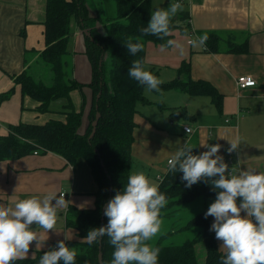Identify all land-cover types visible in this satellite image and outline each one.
<instances>
[{
    "label": "crops",
    "instance_id": "obj_1",
    "mask_svg": "<svg viewBox=\"0 0 264 264\" xmlns=\"http://www.w3.org/2000/svg\"><path fill=\"white\" fill-rule=\"evenodd\" d=\"M170 3L177 2L152 0V12L157 8L167 9ZM180 4L183 5V11L171 19H175V24L179 25L182 24L180 13L187 14L184 28L176 29L184 32L189 46L185 44L182 47L178 39L182 48L179 47V58L174 63L176 67L172 68L175 72L167 77L159 73L157 78L163 82L177 78L182 61L190 60L192 77L211 82L223 94V106L219 109L208 96L190 95L182 91L179 93L183 94H179L175 92L177 89L163 91L164 96L170 98L169 105L162 102L166 106L164 109H179L178 115L183 114L187 121L179 132L172 131V135L167 136L165 144L157 138V131L142 133L138 124L134 133L132 157L135 155L141 159V171L146 176L153 171L155 180H158L159 175L169 170L167 161L170 156L185 143L193 146L198 154L207 150L200 144L218 143L221 145L218 154L223 156L229 170L239 171L250 167L264 171V0H181ZM45 18L46 0H0V94L15 87L11 96L0 103V135L8 134L10 124H44L51 119H66L62 111L63 99L55 101L51 111L39 112V101L23 94L20 84L16 85L14 81L26 68L36 70L39 53L45 48ZM23 29L25 34H22ZM209 31H215L221 36L218 46L220 51H210L206 43L192 47L190 41ZM246 41V51H228L230 45L241 47ZM171 47L149 43V67L165 65L161 63L166 51L164 49ZM68 48L73 76L82 83H89L92 79V64L86 54L85 33L75 19ZM167 66L170 68V65ZM244 74L252 75L257 84L240 89L237 80ZM71 98L78 111L83 101H87V120L86 110L91 99V89L88 86L75 89L71 92ZM152 124L158 130L164 129L165 125L162 119ZM185 126H189L191 131L187 132ZM226 138H239L241 142L234 163H230L228 158L227 148L230 145ZM97 190L98 184L84 159L72 164L63 156L49 151L0 161V205L12 206L18 199L43 197L49 192L66 194V207L57 211L55 230L47 233L35 224L31 226L39 234V243L33 241L24 258H34L38 251L54 248L59 240L66 243L76 239L77 229L66 225L68 207L93 208L96 205ZM240 200L237 198L238 204ZM221 244L222 241L218 240L219 248Z\"/></svg>",
    "mask_w": 264,
    "mask_h": 264
},
{
    "label": "trees",
    "instance_id": "obj_2",
    "mask_svg": "<svg viewBox=\"0 0 264 264\" xmlns=\"http://www.w3.org/2000/svg\"><path fill=\"white\" fill-rule=\"evenodd\" d=\"M95 7L94 10L90 7L89 0H46V18L43 22L45 48L36 61L45 66L46 72L37 73V69L32 71L28 67L14 81L16 85L20 84L23 94L39 101V112L51 111L52 104L63 99L62 111L66 119H51L44 124H10L8 134L0 135V161L20 158L37 150L42 153L55 152L72 164L79 159L89 164L98 184L96 205L84 209L69 205L65 215L66 225L78 231L76 239L66 242L70 249L77 252L75 264H101L100 252L103 264H110L112 259L114 247L108 237L92 245L84 237L89 229L107 224L108 218L103 214V208L117 191L123 189L132 171V145L138 126L136 115L140 111L139 106L150 101L145 96L146 87L128 74L132 61L141 60L146 68L147 45L152 42L167 46V41L173 40V29L184 28L187 19L184 12L179 15L182 24L177 25L176 20L171 19L170 34L160 39L155 35H143L140 31L147 26L152 14V0H100ZM74 19L85 33L86 54L92 64V79L89 83H82L73 76L68 47ZM22 34H25V29ZM205 34L209 50L220 51L218 46L221 36L215 31ZM129 39L133 42L139 39L143 43V50L135 56L124 45ZM246 50L247 41L241 47L235 44L228 47V51ZM178 70V77L163 82L156 92L177 89L190 95L208 96L219 109L222 108L223 94L211 82L192 77L190 60H183ZM149 71L156 77L159 74L157 68H150ZM86 86L91 89L87 120V101H83L78 111L71 98L73 90ZM14 90L15 87H12L0 94V103L8 99ZM158 106L166 108L162 102ZM84 124L85 130L82 132ZM193 153L198 154L195 149ZM182 175V172L168 170L159 182V191L168 201L160 209L159 217L170 214L168 209L193 203L200 197L216 199L217 190L210 184L201 180L188 188L186 181L181 179ZM208 207L206 204L205 210L180 228V231L196 229L193 238L182 243H165L167 233L155 245H151L159 249L158 264H199L196 243L200 240L204 241L207 252L204 264H221L220 258L224 253L219 248L215 232L210 231L213 217L205 218L204 215ZM44 252L38 251L34 258L17 259L12 264H39Z\"/></svg>",
    "mask_w": 264,
    "mask_h": 264
},
{
    "label": "clouds",
    "instance_id": "obj_3",
    "mask_svg": "<svg viewBox=\"0 0 264 264\" xmlns=\"http://www.w3.org/2000/svg\"><path fill=\"white\" fill-rule=\"evenodd\" d=\"M179 11H183L180 3H170L167 9L157 8L141 33L164 39L170 34L171 18ZM207 39L205 34L190 43L195 48ZM124 45L133 56L143 50L139 39L135 42L129 39ZM167 45L180 47L174 40H168ZM128 74L148 91H159L163 83L139 59L132 61ZM226 139L230 145L228 153L241 145L239 138ZM200 145L207 150L194 154V147L185 143L168 159L169 171L182 172L181 179L188 188L203 180L217 190L215 201L204 215L214 217L210 231L222 241L221 264H264V171L250 167L229 170L223 156L218 154L220 144ZM237 198H241L239 204ZM167 202L158 185L143 172H132L123 189L104 208L107 224L89 229L84 239L92 245L108 237L114 247L110 264H158L159 249L149 241L159 231L160 209ZM64 207L65 195L57 192L18 199L12 206L0 205V264H12L28 255L30 244L39 243V234L31 226L35 224L47 233L55 230L57 211ZM242 212L245 214L241 215ZM76 256L74 249L59 240L54 248L43 253L39 264H75Z\"/></svg>",
    "mask_w": 264,
    "mask_h": 264
},
{
    "label": "rangeland",
    "instance_id": "obj_4",
    "mask_svg": "<svg viewBox=\"0 0 264 264\" xmlns=\"http://www.w3.org/2000/svg\"><path fill=\"white\" fill-rule=\"evenodd\" d=\"M95 1L97 2V0H89V5L93 10L96 8ZM178 1L179 0H176L177 3ZM178 29L179 28L173 29L175 31H172L175 37V38L173 37V40L176 41V43L179 45L178 39H180L179 41H181L182 47H185V44H187L186 37L184 35V32L178 31ZM184 30L185 32L187 31L186 28ZM187 46L189 45L187 44ZM164 50H166L164 51V57L162 54V57L164 60L161 63H166V64L165 65L161 64L160 65L161 67L157 69L159 70V73H162V76L164 75V77H167V75H171L175 72L172 68L176 67L174 66V63L178 61L180 50H179V47H174V46L171 48L164 49ZM148 62L149 61H147V64ZM167 65H170L171 69ZM35 68L37 69V73L45 74L46 72V68L42 64H37ZM150 68L151 67H149V64H148L146 69L149 70ZM175 92L179 93L180 91L175 90ZM179 94H183V93H179ZM145 96L148 97L150 101L146 105L139 106L140 111L136 115V121L139 124V130L145 134H151L157 131L159 134L157 138L165 144V142L167 141V136L172 135V131L174 133L179 132L184 122L187 121V118H185L183 114L178 115L180 111L179 109H176V108H167V109L160 111L159 106H157L158 103L164 102L166 105H169L168 101L170 100V98L169 96L165 97L164 93L156 92L155 90L148 91L147 89H145ZM204 98H207V97H204ZM182 112L183 113L185 112V108H183ZM160 118L165 123L164 129L162 130L159 129L161 131H159L152 124V122H157L158 120H161ZM84 130H85V124L81 128L82 132ZM140 161L141 159H139L135 155L133 156L132 172H142L143 171V169H141L142 162ZM148 168L149 167H147V169ZM147 177L154 184L155 182L156 183L158 182V180H155L154 178L153 171L151 175L148 174ZM214 201L215 200L204 199L200 197L193 203H188V204L176 206L172 209H168L167 212H171V213L159 217L161 221L160 228L156 236L150 241V244L155 245L159 241V239L164 234H167V233L169 234H168V237L164 239L165 243H175V244L182 243L188 238H193L194 235L196 234V229L180 231V228L184 226L196 214L201 213L203 210H205L206 204L210 206V204ZM59 219H62V218H59ZM196 228L199 229V227H196ZM172 230H176V231L174 233H171ZM55 234H58V232H56ZM196 254H197V259H198L199 264H204L206 262L207 252H206V247H205V243L203 240H200L196 243Z\"/></svg>",
    "mask_w": 264,
    "mask_h": 264
},
{
    "label": "built area",
    "instance_id": "obj_5",
    "mask_svg": "<svg viewBox=\"0 0 264 264\" xmlns=\"http://www.w3.org/2000/svg\"><path fill=\"white\" fill-rule=\"evenodd\" d=\"M180 2H181V0L178 1V3H180ZM237 83H238V86H239L240 89L252 87V86H255L257 84L256 79L252 75H248V74H244V75L239 76L238 77V80H237ZM226 121H229V120H226ZM185 130L187 132H190L191 131V128L189 126H185ZM34 153L37 154L39 152L37 150H35ZM236 153H237V150L236 151H233L232 153H228L227 152L228 158L230 160V163H234ZM164 175L165 174H161V175L158 176V178H157L158 179V182H161L163 180ZM64 195L66 196L65 193H64Z\"/></svg>",
    "mask_w": 264,
    "mask_h": 264
},
{
    "label": "water",
    "instance_id": "obj_6",
    "mask_svg": "<svg viewBox=\"0 0 264 264\" xmlns=\"http://www.w3.org/2000/svg\"><path fill=\"white\" fill-rule=\"evenodd\" d=\"M94 124L96 125V122H95ZM108 202H109V201H108ZM108 202H107V203H108ZM107 203L105 204L104 208L106 207ZM104 208H103V210H104ZM102 226H103V225H102ZM99 260H100V263L103 264V262H102V253H101V252H100V254H99Z\"/></svg>",
    "mask_w": 264,
    "mask_h": 264
}]
</instances>
